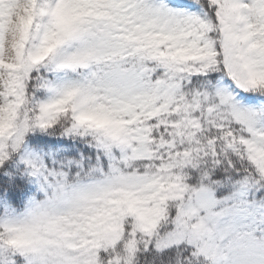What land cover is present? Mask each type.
<instances>
[{
	"label": "snow or ice",
	"instance_id": "obj_1",
	"mask_svg": "<svg viewBox=\"0 0 264 264\" xmlns=\"http://www.w3.org/2000/svg\"><path fill=\"white\" fill-rule=\"evenodd\" d=\"M0 264H264V0H0Z\"/></svg>",
	"mask_w": 264,
	"mask_h": 264
}]
</instances>
